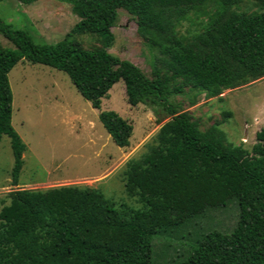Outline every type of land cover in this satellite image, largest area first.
Returning a JSON list of instances; mask_svg holds the SVG:
<instances>
[{"label":"trees","instance_id":"obj_1","mask_svg":"<svg viewBox=\"0 0 264 264\" xmlns=\"http://www.w3.org/2000/svg\"><path fill=\"white\" fill-rule=\"evenodd\" d=\"M58 1L78 18L72 31L94 33L98 47L68 38L36 43L0 18V35L13 45L0 44V138L9 139L10 185L17 184L25 148L10 122L7 80L19 59L62 71L93 108L121 80L127 104L162 106L170 117L147 151L126 163L124 190L142 208L117 209L90 187L11 190L0 207V264H151L154 235L232 197L238 216L230 232L202 234L175 264H264V156L244 157L243 148L227 142L216 125L200 130L188 112L168 102L185 87L215 96L264 75V0H254L260 10L252 12L233 10L240 0H213L218 8L190 42L175 34L173 22L208 0ZM118 8L133 15L136 31L157 46L150 78L106 51ZM97 119L115 145H128L129 122L113 110H99ZM42 221L54 237L52 246L39 231Z\"/></svg>","mask_w":264,"mask_h":264},{"label":"rangeland","instance_id":"obj_2","mask_svg":"<svg viewBox=\"0 0 264 264\" xmlns=\"http://www.w3.org/2000/svg\"><path fill=\"white\" fill-rule=\"evenodd\" d=\"M218 8L208 0L190 8L174 20L175 34L183 41L202 31ZM235 11H259L254 0H240ZM0 18L26 31L36 43H53L63 38L76 40L84 48L100 45L89 32H73L78 21L70 6L58 0H36L22 4L0 0ZM112 43L106 51L135 64L151 77V64L158 56L157 46L149 44L136 31L135 18L116 9L110 27ZM0 44L13 47L0 35ZM11 91V125L25 145L16 185H10L12 154L6 135L0 138V207L9 202V191L21 188L46 190L59 186L90 187L117 209L142 208L136 195L124 190V170L154 143L159 126L169 119L162 106L127 104L121 80L114 82L99 108H93L75 90L67 75L49 66L19 59L7 73ZM177 111H186L200 130L216 125L227 142L240 145L246 158L264 156V75L218 95L183 88L168 97ZM99 110H113L132 126L128 145H115L97 119ZM238 206L235 197L151 239V264H175L183 260L195 241L216 230L228 233L235 225ZM42 238L50 246L54 237L42 221Z\"/></svg>","mask_w":264,"mask_h":264}]
</instances>
